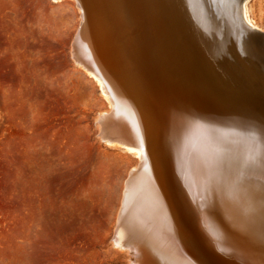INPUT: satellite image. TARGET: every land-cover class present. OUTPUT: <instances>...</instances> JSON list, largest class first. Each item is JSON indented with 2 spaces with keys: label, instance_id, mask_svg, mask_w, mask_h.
Segmentation results:
<instances>
[{
  "label": "bare ground",
  "instance_id": "bare-ground-1",
  "mask_svg": "<svg viewBox=\"0 0 264 264\" xmlns=\"http://www.w3.org/2000/svg\"><path fill=\"white\" fill-rule=\"evenodd\" d=\"M74 1L72 59L109 105L98 138L137 159L113 247L264 264V0Z\"/></svg>",
  "mask_w": 264,
  "mask_h": 264
},
{
  "label": "rangeland",
  "instance_id": "rangeland-1",
  "mask_svg": "<svg viewBox=\"0 0 264 264\" xmlns=\"http://www.w3.org/2000/svg\"><path fill=\"white\" fill-rule=\"evenodd\" d=\"M75 5L0 0V264H129L112 239L137 159L98 138L109 105L72 59Z\"/></svg>",
  "mask_w": 264,
  "mask_h": 264
},
{
  "label": "water",
  "instance_id": "water-1",
  "mask_svg": "<svg viewBox=\"0 0 264 264\" xmlns=\"http://www.w3.org/2000/svg\"><path fill=\"white\" fill-rule=\"evenodd\" d=\"M108 117V116H107ZM107 117H105L104 119H106ZM102 123H103V120H102Z\"/></svg>",
  "mask_w": 264,
  "mask_h": 264
}]
</instances>
